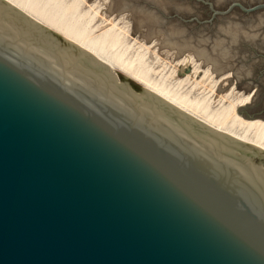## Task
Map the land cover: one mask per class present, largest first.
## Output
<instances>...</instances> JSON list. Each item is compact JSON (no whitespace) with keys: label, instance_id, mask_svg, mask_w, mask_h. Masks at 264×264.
Wrapping results in <instances>:
<instances>
[{"label":"water","instance_id":"water-1","mask_svg":"<svg viewBox=\"0 0 264 264\" xmlns=\"http://www.w3.org/2000/svg\"><path fill=\"white\" fill-rule=\"evenodd\" d=\"M0 264H264V152L0 0Z\"/></svg>","mask_w":264,"mask_h":264},{"label":"rangeland","instance_id":"rangeland-1","mask_svg":"<svg viewBox=\"0 0 264 264\" xmlns=\"http://www.w3.org/2000/svg\"><path fill=\"white\" fill-rule=\"evenodd\" d=\"M84 1L87 2V5L83 4L85 10L98 11L102 16L99 25L96 24L97 29L106 24L105 20L111 19L128 31L127 38L135 48L143 45L167 56L177 52L169 58L171 66L181 63L185 55L193 54L196 65L203 69L209 63L203 62L198 51H206L221 64L218 71H211L217 82L213 83L214 89L235 96L250 95L249 102L239 106L238 112L246 118L264 119V8L246 13L235 6L225 16L213 15V10H225L232 2L248 7L264 0ZM210 19V23H205ZM193 50L197 51L194 53ZM192 65L184 72L179 68L177 76L184 78L192 73ZM171 66L164 73H169ZM209 66L213 70V63ZM227 75L228 78L223 80Z\"/></svg>","mask_w":264,"mask_h":264},{"label":"bare ground","instance_id":"bare-ground-1","mask_svg":"<svg viewBox=\"0 0 264 264\" xmlns=\"http://www.w3.org/2000/svg\"><path fill=\"white\" fill-rule=\"evenodd\" d=\"M4 1L85 50L109 69L136 80L144 89L207 128L264 152V119L246 118L238 112L239 106L249 102L250 95L235 96L214 89L216 81L212 77L215 74L212 76L211 71H218L221 64L206 51H198V56L203 62L213 63V70L209 64L203 69L196 65L193 54L185 55L181 63L171 66L169 58L177 52L170 56L160 55L140 43L135 48L127 38L128 31L111 19L105 20L106 24L97 29L96 24L102 16L98 11L85 10L83 4L87 5V2L84 0ZM190 64L194 65L192 73L178 77L177 70L180 68L184 72ZM169 65L172 68L165 74Z\"/></svg>","mask_w":264,"mask_h":264}]
</instances>
